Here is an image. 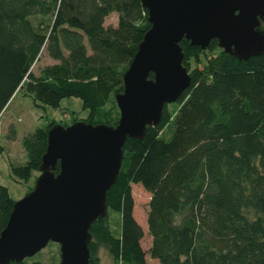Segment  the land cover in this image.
<instances>
[{"label":"trees","instance_id":"16d2710c","mask_svg":"<svg viewBox=\"0 0 264 264\" xmlns=\"http://www.w3.org/2000/svg\"><path fill=\"white\" fill-rule=\"evenodd\" d=\"M111 13L115 25H104ZM148 26L140 0H0V114L21 90L52 108L76 97L88 111L84 122L114 124L106 107L122 90V74ZM178 44L182 63L192 58L199 66L189 72L173 114L164 105L141 139H125L105 194L106 217L88 227L89 264H97L100 244L119 264H150L146 254L156 264H264V53L237 60L212 39L207 51L219 52L200 63L203 50L184 38ZM41 54L53 62L33 74ZM54 123L22 137L24 160L10 164L17 180L37 171ZM166 126H172L167 140L161 135ZM4 137L14 140L15 130ZM136 183L149 193L145 250L132 213ZM13 201L0 184V231ZM108 211L117 214L116 235ZM7 264L59 262L27 257Z\"/></svg>","mask_w":264,"mask_h":264},{"label":"water","instance_id":"95a60500","mask_svg":"<svg viewBox=\"0 0 264 264\" xmlns=\"http://www.w3.org/2000/svg\"><path fill=\"white\" fill-rule=\"evenodd\" d=\"M140 4L149 26L122 74V90L113 96L116 122L78 120L46 130L33 186L13 201L0 231V264L31 257L49 241L58 244L59 264H89L88 227L106 217L105 194L115 182L125 139H141L146 126L158 123L163 106L190 84L182 38L201 50L214 39L237 60L264 53V0Z\"/></svg>","mask_w":264,"mask_h":264},{"label":"rangeland","instance_id":"374dc122","mask_svg":"<svg viewBox=\"0 0 264 264\" xmlns=\"http://www.w3.org/2000/svg\"><path fill=\"white\" fill-rule=\"evenodd\" d=\"M104 25H115L116 14L111 13L104 19ZM264 28V25H260ZM220 49V48H219ZM221 50V49H220ZM198 56L200 63L204 62V58H210L218 54V48L210 53L207 48ZM53 61L41 54L37 61L31 66V72L37 74L38 69L44 64L52 63ZM184 65V62L182 63ZM186 70L189 74L195 67L199 65L194 62V59L187 60ZM175 102L168 103L167 109L171 114L176 109ZM109 109V118L117 120L118 109L115 102L109 103L106 110ZM88 111L81 109V101L76 97L62 98L56 108L50 106L34 103L31 96L24 94L21 90L17 91L6 104L4 110L0 114V145L2 150L0 152V184L5 186L7 192L12 200H18L24 196L33 186L35 177L38 175L37 171H32L28 180H17L10 171V164H20L24 160V153L21 149V139L24 135L31 132L35 127L44 126L48 121L52 120L61 125H69L74 121L82 120L87 116ZM97 120H103L102 114L94 116ZM15 130V139H4L8 133L9 128ZM172 131V126H166L162 132V137L167 140ZM131 197L133 201V217L142 229V238L140 245L145 250L150 241V236L146 229V212L149 193L146 192L140 184H131ZM107 221L113 234L116 235L118 231V217L113 211H108ZM97 264H119L115 263L104 245H97L95 252ZM31 260H40L45 263L59 262L58 244L49 241L42 249L29 257ZM146 261L150 264H156V261L150 259L148 255L145 256Z\"/></svg>","mask_w":264,"mask_h":264}]
</instances>
